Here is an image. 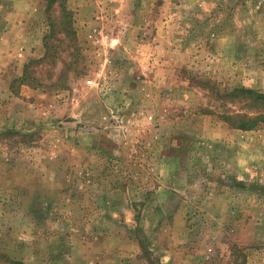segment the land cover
<instances>
[{"label":"rangeland","instance_id":"obj_1","mask_svg":"<svg viewBox=\"0 0 264 264\" xmlns=\"http://www.w3.org/2000/svg\"><path fill=\"white\" fill-rule=\"evenodd\" d=\"M65 5L0 0V252L264 264V123L219 117L264 92V0Z\"/></svg>","mask_w":264,"mask_h":264},{"label":"trees","instance_id":"obj_2","mask_svg":"<svg viewBox=\"0 0 264 264\" xmlns=\"http://www.w3.org/2000/svg\"><path fill=\"white\" fill-rule=\"evenodd\" d=\"M47 8H51L52 3L55 0H46ZM66 0H61V11L62 16L70 17L71 11L67 10L65 5ZM55 26L59 27V30L64 32L70 31V26L68 23V19L65 21L62 20L60 23L50 22V31L55 32ZM49 42L45 41V46L47 47ZM223 98L227 97L229 99H237L238 101L244 103L248 108L253 110L252 114L249 113H234V114H225L220 113L219 117L225 121L230 127L242 129V130H250L256 127L260 123H264V92L254 90L251 88H247L244 86H236L230 91H225L221 94ZM233 250V258L235 264H246L247 254L244 251V246H239L238 243H232L231 245ZM0 261L5 264H26L24 261L20 259H15L7 256L5 252H0Z\"/></svg>","mask_w":264,"mask_h":264}]
</instances>
